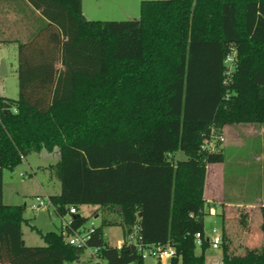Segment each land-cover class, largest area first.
Here are the masks:
<instances>
[{"label":"trees","instance_id":"obj_1","mask_svg":"<svg viewBox=\"0 0 264 264\" xmlns=\"http://www.w3.org/2000/svg\"><path fill=\"white\" fill-rule=\"evenodd\" d=\"M27 1L41 24L18 43V99L0 96V264H83L62 230L32 227L45 246L27 247V206L3 202L4 170L55 151L61 193L50 199L60 216L77 208L74 230L88 225L82 207L113 210L145 244L172 247L171 264H206V169L224 158L205 143L228 125H264V0L142 1L140 19L122 22L87 20L82 0ZM261 213V248L238 254L223 229L222 264H264ZM90 246L103 264L145 262L102 227Z\"/></svg>","mask_w":264,"mask_h":264},{"label":"rangeland","instance_id":"obj_2","mask_svg":"<svg viewBox=\"0 0 264 264\" xmlns=\"http://www.w3.org/2000/svg\"><path fill=\"white\" fill-rule=\"evenodd\" d=\"M0 0V31L4 26L3 9L6 8L5 2ZM83 15L89 21L94 22H122L130 20H139L140 6L142 1L153 0H83ZM1 35V34H0ZM1 37V36H0ZM6 61L8 75L0 77V96L16 100L19 97V80H18V46L3 45L0 46V62ZM245 125H232L226 130V143L224 144V155L230 157L229 170L230 175L227 178V187L232 191L233 195L240 192L243 188H254V194L261 186L260 176L253 173L251 182L246 180L247 175L245 169H240L235 163L236 159L243 157H252L264 150V138H249L245 136H237V131H242ZM223 130L215 131L213 138L205 143V147L209 151H217L220 144L225 141L223 139ZM252 156V157H251ZM178 160H185L183 153L177 154ZM60 161L59 151L53 153L42 152L39 154H31L14 170L3 171V192L4 204L9 206H23L26 204L25 218L28 224H24L22 232L24 241L28 247H44L45 243L32 227L47 233H59L62 230L63 220L51 209L48 212L35 213L31 208L35 203L36 197L55 196L61 191V184L55 175L49 169ZM232 161V162H231ZM250 161V160H249ZM252 171L257 169L256 163L251 162ZM251 171V172H252ZM236 192V193H235ZM239 194V193H238ZM252 194V195H254ZM80 214L89 218L88 225L94 223L97 227H102L103 237L111 247H118L126 241V230L120 225L121 219L113 210L101 209L96 206H85L80 209ZM66 222L71 220L70 216H66ZM103 225V223H105ZM111 223V224H110ZM103 225V226H102ZM206 238L213 240L216 237H222L223 223L219 217H214L206 211L204 217ZM237 227V221H233V227ZM261 248L260 245L253 247ZM240 250V247H239ZM196 253H201L198 247ZM241 251L238 254H242ZM222 257V249H208L206 252V260L208 264H220L219 259ZM88 259V253H85L82 261ZM171 259L160 261L156 258H146L144 264H171Z\"/></svg>","mask_w":264,"mask_h":264},{"label":"crops","instance_id":"obj_3","mask_svg":"<svg viewBox=\"0 0 264 264\" xmlns=\"http://www.w3.org/2000/svg\"><path fill=\"white\" fill-rule=\"evenodd\" d=\"M5 5L6 8L3 9V17L5 20L3 21L4 26L0 31V41H8L10 42L8 45L10 46H18V43L27 42L36 32L38 25L41 24V10H35L27 0H7ZM82 6L84 13L83 0ZM244 125L245 127L242 128L241 132H236L237 136L240 137L241 135L245 136L247 134V137L249 138L259 137L263 140L264 125ZM231 126L232 125H228L222 129L225 141L220 144L219 149L217 150L221 151L223 154V162L221 164L207 166L204 199L210 206V209H206V211H209L211 216L219 217L221 219L223 223L222 232L223 229L227 230L235 246L237 248L240 247L239 251L241 252L245 247L253 248L256 245H262L263 242V235L261 231V210L264 207V150L260 151L259 154H256L255 157L251 156L252 159L249 157L236 159L235 164L240 167V169H245L244 173L247 175L246 180L251 182V176L253 173H256L260 176L261 186L258 188L255 194L254 188H250L249 185L248 188H243L240 192H238L239 194L237 193L233 195L232 191L227 187V178L228 175L231 174L230 171L228 172L230 166V157L227 158L223 153L225 150L224 144L226 143L225 132ZM252 161L255 162L257 166V169L253 171L251 167ZM59 194L55 196H58ZM47 197L50 198L51 196ZM233 221H237V227L235 226L232 228ZM222 258L223 252L222 257H220L218 260L220 264H222ZM206 264H208L207 260Z\"/></svg>","mask_w":264,"mask_h":264},{"label":"built area","instance_id":"obj_4","mask_svg":"<svg viewBox=\"0 0 264 264\" xmlns=\"http://www.w3.org/2000/svg\"><path fill=\"white\" fill-rule=\"evenodd\" d=\"M226 77L229 78L234 72L236 67V53L232 52L226 58ZM35 213L39 212H48L49 210H53L57 215V208L53 205L51 199L47 196L44 197H36L35 203L31 208ZM78 210L75 207H72L69 210V213L66 216H70L71 220L69 222L65 221L66 216H60L63 220L62 231L66 235L67 242L70 246H73L77 249H81L85 253H88V259L82 261L83 264H103V260L100 256V248L91 247L90 242L93 240V237L96 233L97 226L94 223L87 225L85 228H81L80 230H74L71 226L72 216L77 215ZM126 241L116 247L117 249H121L123 246H131L133 245L137 252L141 255L142 259L145 261L146 258H156L160 261H166L168 259H172L175 256V250L168 246L162 244H153L148 245L143 242L142 237L140 236V228L139 226H135L131 232H126L125 234ZM212 249H219L222 245V237H216L212 241L210 240ZM202 239L201 235H196V246L201 247ZM84 257V256H83Z\"/></svg>","mask_w":264,"mask_h":264},{"label":"water","instance_id":"obj_5","mask_svg":"<svg viewBox=\"0 0 264 264\" xmlns=\"http://www.w3.org/2000/svg\"><path fill=\"white\" fill-rule=\"evenodd\" d=\"M7 75H8V70H7L6 61L2 60L0 62V77H6Z\"/></svg>","mask_w":264,"mask_h":264}]
</instances>
